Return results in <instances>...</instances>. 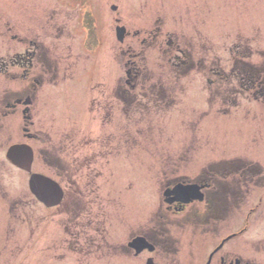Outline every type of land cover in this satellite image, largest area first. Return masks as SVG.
I'll return each instance as SVG.
<instances>
[{
    "label": "rangeland",
    "instance_id": "rangeland-1",
    "mask_svg": "<svg viewBox=\"0 0 264 264\" xmlns=\"http://www.w3.org/2000/svg\"><path fill=\"white\" fill-rule=\"evenodd\" d=\"M112 6L116 7L115 11L111 10ZM117 26L125 27L130 34L124 44L116 40ZM148 33L155 34L157 39L143 42L142 36ZM166 40L171 41V48ZM173 46L190 52L187 63L192 60L194 65L185 78H189L188 87L196 96L167 120L170 127H166L163 120L157 128L164 133H169L171 128L177 129L185 136L183 144L194 145L196 152H191V156L186 153L187 157L179 151L178 157L165 149L167 159H162V147L155 145L157 136L149 135L143 124L140 130L134 126L135 121H129L131 118L137 122L141 118L145 121L155 118V112L150 109L158 106L141 104L133 110H124V94L119 88L126 87L127 67L135 65L139 76L145 77L144 67L155 72L160 65L159 53H163L162 61ZM25 50L35 53L32 78L37 79L42 74L47 77L42 89L38 88L32 105L31 121L42 132L38 138L41 141L29 144L35 150L44 149L48 144V141L46 145L43 143L47 140L44 135H50L54 145L52 156L62 155L66 160L60 158L61 162L69 167L66 175L58 176L80 178L83 187V233L79 236L83 256L68 247L66 264H145L141 256L135 257L133 252L129 254L128 248H122L130 238L140 235L156 241L173 238L182 250L181 263L199 264L190 262V243L181 241L195 234L203 243L200 264L206 263L209 249L214 248L220 238L233 233L238 224L240 228L247 212L243 208L258 204L259 199L264 204V193L257 190L254 179L250 181L254 188L250 199H240L243 211L239 212V219L228 218L225 223L212 219L206 232L200 229L201 232L189 230L190 233H185L184 229L181 231L178 218L166 215L163 210L164 180L153 178L156 169L161 171L157 161H180L175 164V176L186 177H192L202 166L182 162L192 159L201 163L211 157L229 159L240 155L242 160L259 161L264 167V100L259 93L256 98L253 96L258 82L264 81V0H0V64L8 66L14 54ZM39 61L41 66L37 65ZM207 66L224 71L229 82L210 86L215 99L209 97L207 90ZM246 67L261 71L259 77L253 74L255 87L249 92L231 95L232 74L237 75ZM7 71V75H0V99L12 100L18 92L34 98L32 92H26L27 83L11 79L17 70L7 68ZM157 73L148 75L158 78ZM56 74H59L57 79L54 78ZM139 82L136 84L143 86L148 80ZM112 86L115 94L111 95ZM237 89L235 86L234 91ZM227 91L231 96L222 98ZM229 99L236 103L228 102ZM169 105L170 102L164 101L162 106ZM7 125L15 128L11 120ZM130 127L134 128L131 134ZM15 131L17 133L12 135L6 124L2 126L0 150H4L5 140L8 143L22 140V133L16 128ZM140 131L144 134L142 137ZM136 146H139L138 151ZM95 150L98 151L96 159H90L89 155ZM107 150L113 155L103 160ZM78 157H82L81 163ZM88 159L92 163H86ZM141 160L144 161L142 166ZM74 163L77 168H71L75 167ZM42 169L46 171L45 167ZM8 171L13 182L20 176L11 169ZM14 191V188L10 190L12 194ZM236 205V199L227 201V207L232 210ZM261 208L263 210L251 218L249 231L227 246L229 258L237 257L242 264L247 261L264 264V244L259 243L264 242V207ZM59 214L37 210L33 215L35 227L29 224L27 217L18 218L24 224L13 226L14 231L5 234L7 241L0 226V264H10L5 259L9 257L10 260L12 256V251L9 255L5 252L11 249L5 248L7 245H13L11 250L22 257V264H32V256L37 264H59V260L52 259L55 254H61L63 248L54 250L44 244L63 232ZM90 219L94 226L88 223ZM43 224L52 227L54 236L50 240L45 239ZM31 230L37 235L35 248L30 251L21 245L16 248L14 242L20 244L22 241L21 244L26 245ZM69 232L75 233L70 224ZM92 238L94 243H100L98 251L91 247ZM1 239L5 242L3 248ZM172 257L170 255L168 262L159 263L172 264ZM218 263L217 256L212 264Z\"/></svg>",
    "mask_w": 264,
    "mask_h": 264
},
{
    "label": "flooded vegetation",
    "instance_id": "flooded-vegetation-1",
    "mask_svg": "<svg viewBox=\"0 0 264 264\" xmlns=\"http://www.w3.org/2000/svg\"><path fill=\"white\" fill-rule=\"evenodd\" d=\"M159 19L163 21V18ZM137 35L139 34H135V38H137ZM128 38H130V34L124 27V32L121 36V43L124 44L125 40ZM141 39L143 42H145L149 40H156L157 37L153 33H148L145 35V37L142 36ZM167 40L166 42L168 43V47H170L171 41ZM184 50L185 51H183L179 46H173L170 53H168L169 56L162 59V61H160V56H162L163 53H159L158 59L160 65H157V70L155 72L148 71L147 68L143 66L144 72L147 75L145 77L142 75L139 76V72L136 71V68L138 67L135 65H132V68H128L126 66L127 69L125 71V75L127 80L125 81V85L128 87V89L125 86L119 88L122 95L124 94L122 96V104L125 105L124 110H133L134 106H139L141 104L147 105L153 103L158 106L156 108L151 106L152 109H150L151 111L155 112V118L147 121L141 118V121L137 122L136 119L130 117L131 120L129 121H135L134 126L140 127V130L142 129L143 124L145 131L149 135L157 136V139L154 138L155 145H160L162 147L160 150V158L162 159H167V157L164 156L166 153L165 149L175 153V155H178V157L180 154H178L179 151L183 152L184 154L189 153L188 155L191 156V152L196 150L194 145L183 144L185 136L179 134L177 129L171 128L169 129V133H164L163 130L157 128L158 123L162 122L163 120H165L164 125L166 127L167 125L170 127V125L167 123V120L175 112H178L181 105L196 96L193 89L188 87L189 78H185L188 72L191 71V68L194 64H192V60L190 63H187V57H190L191 55L189 50ZM30 52L31 51L25 50L23 53L14 54V57L10 60L8 66L3 62L0 64V75H7V68H10L11 70H17V74L11 76V79L20 81V83H27L29 87L27 88L26 92H32L31 94L34 97L32 98L26 94L18 92L17 95L19 96L16 95V97L12 100L0 99V129L4 124H6L10 134L15 135L17 133L15 131L16 128V130L21 132L23 135L22 140L17 143H8V140H5L6 146L3 151L0 150L1 232L4 233V235L6 233L10 234V231H14L13 226L18 227L24 224L23 221L21 222V220L18 219L20 218L24 220L22 218L23 216L27 217L29 224L35 227L33 215L37 210H41L43 213H52L53 211H56L60 213L59 216L61 219H59V221L62 222L63 232L58 235L59 237H57V234H55L56 237L54 239L49 242L45 241L44 244L48 245L47 248H52L54 250L63 248L62 253L55 254V258L52 260H59V264H66L68 247L73 251L75 250L77 254H81L83 256L81 253L83 252V248L80 246L79 240V236H81L83 233V187L81 186V182H79L80 178L73 180L72 178L68 179L65 177L69 167L63 165V162H61V159L66 160L62 155L52 156V149L54 148V145H52V140L49 138L50 135H44L47 140L43 143L46 145L48 141V144L44 149L40 150L38 148V150H35V148L29 144L32 142L36 143L37 141H41L38 138L42 132L37 129L34 122L31 121L32 105L36 100V94L38 95L39 93L38 88L42 89L46 83L45 80L47 79V77H45L43 74L37 79L32 78L33 68L31 67L33 65L35 53L34 50L32 53ZM40 64L41 61L37 63V65L41 66ZM215 67L216 66H207L205 69V80L207 84H209V87H207L209 97L215 96L214 90H209L210 86L216 83H229L225 79L226 75L224 71L217 70ZM156 72H159L157 73L159 74L158 78L148 75L149 73ZM260 72L261 71L259 70H250L246 67L245 69H241L237 75L232 74V78L234 79V83L236 85H234V83L232 84L233 89L231 91V95H239V92L251 91V89H253L256 84L253 74H256V76L259 77ZM57 77H59V74L54 76L56 79ZM139 77V81L148 80L147 84L143 86L137 85L136 83H140L138 81ZM213 78H215V80H213ZM34 81L35 85L33 84ZM149 81H151L150 85H148ZM263 85V80L258 82L257 89H255V94L253 93L255 98L256 93H259L261 96L260 98L263 97L264 100V92H262L264 91ZM235 86L238 87L237 91H234ZM112 87L113 88L109 92L111 95L115 94L114 86ZM239 89H241V91H239ZM224 94H226L225 91ZM184 95H186L185 98ZM231 95L227 91V95L222 96V98H229ZM196 99H199L198 96ZM212 99L215 98L212 97ZM233 99H229L227 101L229 102ZM163 100L170 102V105L163 107ZM233 102L236 103V101H232L230 103ZM207 105L210 106L209 104ZM113 109L114 107H112V110ZM132 114L135 113L133 112ZM107 116H110V112L107 113ZM142 117L144 116L142 115ZM9 120L13 121V126L15 128L7 125ZM27 126L29 128H26ZM133 129V127L128 129L130 134L132 133L131 131ZM33 130L37 134H35ZM175 134L178 137L175 136ZM143 135V132L140 131L139 136L142 137ZM192 136H194V132ZM0 138L2 137L0 136ZM178 143L180 144L179 146ZM14 148L16 149L9 153V151ZM136 149L138 151L139 146H136ZM98 151H93L89 155L90 159H96ZM104 154L106 157L103 156V160L113 155L111 154V150H107V152ZM11 155L14 157L11 158ZM29 159L30 163H28ZM77 159H79V157ZM90 159H88L86 163H92ZM80 160H82V157H80L78 160L79 163H81ZM179 162L180 161L156 162L161 171L156 169V173L154 174L153 178L155 180L161 179V181L163 179L165 182L161 190V204L163 205L164 212L168 216L177 217L179 220H177L178 223L180 226H182L181 231L184 229L185 233H190L189 230H199L198 232H201L200 229H204V232H206V230L210 228L212 219L216 222L225 223L228 218L236 217L239 219L240 211H247L245 212V216L240 228L238 224L236 230L233 233L220 238L216 246L209 249L208 254L206 255V263L210 260V264H212L213 260L218 256V264H242L241 260L237 259V257L229 258L227 254V246L230 243L239 240L240 235L242 236L244 233L248 232L251 225V218H254V216L257 215L259 211L263 210V208H261L264 207L262 199L258 200V204L251 205L250 208H243V210H241V206H243V204H239V202H241L240 199H245V201L250 199L249 196L254 191L250 181H253L254 179L257 180V190H260L264 193V167L259 161L242 160L240 155L239 157H232L229 159H215L211 157L208 159V161L201 163L193 161L192 159V161L186 160L182 162L184 164L186 163V165L195 163L196 165L202 164V166L198 168L197 172L195 171L196 173L193 172L195 174H193L192 177H186L184 175L175 176V170L177 168L175 164L178 165ZM108 163L110 164L111 161H108ZM113 163L114 162L112 161V164ZM140 164L142 166L144 161L141 160ZM43 167L46 168V171L42 169ZM71 168H77V165L75 164V167ZM10 169L15 171L14 174H20L21 177L16 176L15 181H11L9 176L10 172L8 171ZM169 169L173 170L166 171ZM63 173L65 174L64 176H58ZM32 177H39V180L45 183L43 186H35L34 184L33 187L35 192L32 191L30 187V181ZM144 180L145 179H143V182ZM13 188L15 189L14 194L10 192V190H13ZM18 190H20V192H18ZM229 199H236L237 207L235 210L227 207V201ZM90 222L88 221L90 225L94 226L92 219H90ZM69 224L70 227L73 226L75 232L74 234L71 232L68 233ZM43 225L45 226V239L50 240L51 236H54V234L52 235V227H48V224ZM93 232H96V230H93ZM28 234L30 239L26 241V245L24 243L21 244L22 241L20 244L18 242H14L16 248H18V245H21V247L25 246L29 251L35 248L37 235L34 236V230L29 231ZM68 234L70 238H68ZM1 235L3 237V234ZM5 236L7 241V235ZM138 238L144 239L147 243H143V247L139 245H132V241ZM185 239L186 240L182 238L181 241L184 243H190V256L188 259L190 262L194 261L200 264L199 255L201 253V245H203V243H201V241L198 239V234H195L194 237H185ZM90 241L91 247L98 251L101 247L100 243H94L93 238ZM259 243L262 245L264 244L263 241ZM4 244L5 242L1 239L2 248ZM7 244L9 243L7 242ZM147 244L151 247V249H144ZM179 245V242L173 238L156 241L145 235H140L130 238V240L126 243V246H123L122 248H128L129 254L133 252L135 257L141 256L145 264H147L148 261H150L151 264H160L159 262L162 260L168 262L170 255L173 256L171 258V262H173L172 264H182L180 257L182 250ZM5 248L13 249V245H7ZM11 249L5 251L8 255L10 251H12L11 259L9 260V257H6L5 259L10 261V264H22V257L20 255L18 256V252H13ZM136 250H138V252H136ZM32 258V264H37L36 262L38 261L36 260L35 262V256H32ZM4 262L5 261H3V263ZM206 263L202 262V264ZM184 264L190 263L184 262ZM244 264L255 263H249L247 261Z\"/></svg>",
    "mask_w": 264,
    "mask_h": 264
},
{
    "label": "water",
    "instance_id": "water-1",
    "mask_svg": "<svg viewBox=\"0 0 264 264\" xmlns=\"http://www.w3.org/2000/svg\"><path fill=\"white\" fill-rule=\"evenodd\" d=\"M120 31H121V29H118V30H117V32H118V36H119ZM119 37H120V36H119ZM15 149H16V148L12 149V151H14ZM12 151H11V152H12ZM12 157H14V156L11 155V158H12ZM28 163H30V159L28 160ZM23 168H24V167H23ZM26 169H27V168H26ZM34 178H35V181H34ZM48 182H49V181H48ZM34 184H35V186H36V185L43 186L45 183L42 182V181H40V180H39V177H32V179H31V181H30V187H31L32 191L35 192V189H34V187H33ZM141 241H142L141 239H136V240L133 241L132 245H139Z\"/></svg>",
    "mask_w": 264,
    "mask_h": 264
}]
</instances>
